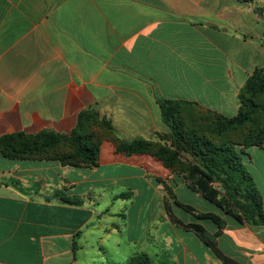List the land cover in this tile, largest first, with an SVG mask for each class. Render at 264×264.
<instances>
[{
  "label": "crops",
  "instance_id": "crops-1",
  "mask_svg": "<svg viewBox=\"0 0 264 264\" xmlns=\"http://www.w3.org/2000/svg\"><path fill=\"white\" fill-rule=\"evenodd\" d=\"M249 15L262 23L255 34L245 28ZM263 69L264 18L252 3L0 0V138L71 136L80 115L93 110L121 140L164 144L172 131L163 102L227 117L231 106L239 113L242 89ZM242 157L264 212V147ZM160 176L196 215L220 218L176 214L180 221L201 225L226 257L264 264V224L181 201L180 190L203 206L206 200L164 163L119 153L109 140L95 165L0 156V264H115L111 249L129 263L147 254L149 240L170 264H224L197 234L171 222L165 195L154 190Z\"/></svg>",
  "mask_w": 264,
  "mask_h": 264
},
{
  "label": "trees",
  "instance_id": "trees-1",
  "mask_svg": "<svg viewBox=\"0 0 264 264\" xmlns=\"http://www.w3.org/2000/svg\"><path fill=\"white\" fill-rule=\"evenodd\" d=\"M238 1L250 3V0ZM258 11L260 10L258 9ZM240 102V111L233 118L206 111L212 116V133H206V130L199 127V124L193 130L194 133L191 132L188 136L180 131L178 122L179 104L183 102L162 103L163 117L171 128V141L175 144L174 146L178 151L194 156L201 166H187L179 159V152H174L159 142L144 140L127 142L119 139L115 135L111 123L107 119H101L99 114L93 110L85 111L80 115L77 127L71 136L42 132L36 135L19 134L2 137L0 138V156L14 160L52 158L76 166L95 165L102 143L100 140H109L116 145L119 153L128 156L151 154L161 159L168 169L183 177L192 191L201 194L206 201L225 213L235 216L240 222L245 221L252 225L264 224V212L256 184L246 170L242 157L252 147H264V118L258 120V116L262 112L264 113V69L255 71L247 81L240 93ZM190 105L199 106L198 104ZM217 123L222 131L238 132V136L242 138L241 143L237 144L236 140L229 136L227 137L229 145L218 147L216 143ZM201 130L206 134L202 135ZM65 145L68 147L69 155H59L61 147ZM232 145L235 147L243 145L244 147H242V151L238 148L232 150ZM235 164L237 167L233 166ZM216 183L228 191V196L235 199L242 197L244 202L239 206L242 212L235 214L226 209L223 201L219 198L221 192L214 187ZM177 206L187 213L194 212L192 215H195L199 220L220 222V218L216 215H196L193 207L181 202H177ZM173 220L178 227L197 234L224 264H240L226 257L208 237V233L201 225L184 224L180 220ZM128 264H153V261L148 254L138 253Z\"/></svg>",
  "mask_w": 264,
  "mask_h": 264
},
{
  "label": "rangeland",
  "instance_id": "rangeland-1",
  "mask_svg": "<svg viewBox=\"0 0 264 264\" xmlns=\"http://www.w3.org/2000/svg\"><path fill=\"white\" fill-rule=\"evenodd\" d=\"M250 3L254 4L256 6L257 10L259 9L262 12V15L264 18V0H250ZM245 22L247 23L245 28L250 33L255 34L256 32L260 31L262 23L259 22V24L257 25L256 22H253L251 15H249L248 18L245 19ZM226 100L234 102V96H233L232 91H230V92H229V90L227 91ZM231 108H232V106L227 111V115H228L227 117L228 118H233L238 114L236 111L232 112ZM263 118H264V113L262 112L258 116V120H262ZM211 121H212L211 114L209 112H206V110H204L201 106H194V105H190V104L184 105L183 103L179 104V110H178L179 128H180V131H182L186 136L190 135L191 132H193V130H195L196 126L199 124H200L199 127L204 128L206 130V133H209V132L212 133L211 128L213 125H212ZM217 126L218 127H217V131H216V137H217L216 143L218 144V147H224L225 145H229V142L227 140V137H229V136H231L232 139L236 140L237 144L241 143L242 138H240L238 136V134H239L238 132H231V133L225 132V130L224 131L220 130L218 123H217ZM206 133L201 130L202 135L206 134ZM100 141L103 142V140H100ZM212 142L214 143L215 141H212ZM164 144L166 146H168L169 148H171L172 151L179 152L178 153L179 159L181 161H183L184 164H186L187 166H190V167H193L195 165L201 166L198 163L197 159L194 156H192L191 154H188V153L183 152V151H178L177 147L174 146L175 144L171 141V139H168L167 141H165ZM242 147H244V146L240 145V146L235 147L232 145V150H235L236 148H238V150H241ZM67 148L68 147L66 145L61 147L62 150H60L59 155H63V154L65 156H67L66 154L69 155ZM135 155L136 156H144V155H148V154H135ZM149 156L153 157V159L158 160L159 162L164 163L161 159L155 157L154 155L150 154ZM233 166L237 167V164H235ZM168 172H170L172 175L177 174L176 172H174L170 169H168ZM157 179L160 182V185H155L154 190L155 191L161 190L162 193L165 195V207H166L167 214H168V217L170 218L171 222L174 225H176L174 223L173 219L179 220L177 215L179 217L184 218L185 220H189L192 217V213H194V212L187 213L183 209L179 208L177 206V202H179V201H178V198L176 197V195L174 193V187L171 186V184L167 183V181H165L166 178L163 176L157 177ZM137 185H139V183ZM214 187L221 192V195L219 198L223 201L222 203H223V205H225L226 209L231 210L235 214L242 212V210L239 208L240 204L244 202L242 197L240 198L242 200H240L239 198L235 199V198L228 196L227 195L228 191H226V189L218 183L214 184ZM143 191L144 190L142 188V192ZM143 194L144 193H141V195H143ZM178 197L183 202L193 203L194 205H196V207H198V209H202V207H205V208L209 207V208H212L213 210H216V211L219 210L217 206L209 203L208 201H204L205 202L204 206L202 204H199L194 199V197L185 196L184 193L182 192V190L178 191ZM119 205H120V203L116 204L117 209H118ZM140 205H141V199L137 205V209L134 208V210H133L134 216L138 217L137 212L139 211L138 207ZM112 207L113 206H111V208ZM195 214H196V211H195ZM172 217H173V219H172ZM137 222L139 223V220H137ZM137 233H139V227L137 228ZM147 243L152 245L151 249L147 250V254L152 258L153 264H170V255L169 254L160 250V248H158V246L152 240H151V242H150V240L147 241ZM110 255H111V259H110L111 262H114L115 264H127L128 263V262H125V260H123V258L121 256H119L118 254H116L112 249L110 250Z\"/></svg>",
  "mask_w": 264,
  "mask_h": 264
}]
</instances>
